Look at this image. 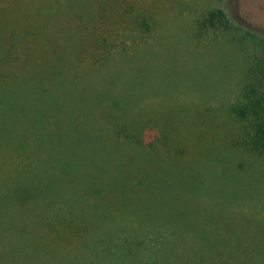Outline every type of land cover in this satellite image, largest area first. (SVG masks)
Here are the masks:
<instances>
[{
    "label": "rangeland",
    "instance_id": "rangeland-1",
    "mask_svg": "<svg viewBox=\"0 0 264 264\" xmlns=\"http://www.w3.org/2000/svg\"><path fill=\"white\" fill-rule=\"evenodd\" d=\"M90 3L96 17L92 24L85 18L87 0H0V197L12 193V175L15 180L20 179L18 173L26 162L23 155L29 133L36 130V136L42 135V129L36 127L45 117L39 105L46 108L47 104L41 103L39 86L44 82L47 92L60 88L59 82L36 77L54 59H66L73 67L68 70L70 78H66L70 82H63L66 94L46 97L52 108L49 130L53 134L48 138L42 135L43 144H54L62 133L68 139L85 140L89 130L99 128L90 120L109 116V105L118 100L117 94L137 99V112L146 113L144 122L137 124L144 127L142 137L152 142L148 147L156 160L166 159L186 173L183 164L189 159L198 161L200 155L207 159L211 152L227 155L231 166L247 173L252 185H236L228 178L217 180L213 176L200 192H193L190 187L185 190L181 182L176 184L182 189L179 202L186 208L182 215L185 219H181L183 226L197 224L198 231L217 228L233 238L232 243L244 241L264 246V157L240 143L259 115L249 112L243 118L238 110L254 95L264 94V0ZM101 23L116 28L112 36L129 28L130 35L123 39L131 50L145 53L152 49L142 69L150 66L154 85L145 93L138 83L131 87V81L122 78L121 83L108 87V106L100 109L97 93L90 94L80 87L89 78L92 70L88 65L96 63L97 52L85 50L87 55L78 58L70 51L79 40L84 41L91 25ZM77 62L83 65L78 80L74 79L73 70ZM166 76H170L167 82L172 86L162 87L159 84ZM96 80L95 75L93 82ZM58 99L61 102H56ZM68 157L73 162L82 158L91 162L83 157L82 149ZM208 159L211 167L213 159ZM132 161L134 164L133 157H127L123 162ZM120 163L117 158L109 166L111 171L120 170ZM141 164L139 160L137 166ZM81 169V173L87 172L86 168ZM220 255L222 262L230 260L229 252ZM243 258L250 260L251 255L244 253ZM215 262L212 259L211 264Z\"/></svg>",
    "mask_w": 264,
    "mask_h": 264
},
{
    "label": "trees",
    "instance_id": "trees-1",
    "mask_svg": "<svg viewBox=\"0 0 264 264\" xmlns=\"http://www.w3.org/2000/svg\"><path fill=\"white\" fill-rule=\"evenodd\" d=\"M90 1L87 0L85 13L89 23L96 18ZM102 24L91 25L84 41L79 40L70 51L78 58L87 55L85 50L97 52L96 63L88 65L92 70L89 78L80 87L90 94L97 93L100 109L108 106V87L122 78L130 80L131 87L138 83L145 93L154 85L150 66L142 69L152 49L145 53L133 51L123 39L130 35L129 28L112 36L116 28ZM60 60L54 59L42 67L36 77L60 83L57 92H47L44 82L39 86L41 103L44 101L47 106L39 105L45 117L36 127L47 138L53 134L49 130L53 114L46 97L66 94L63 82L68 81V70L73 68L66 59ZM81 67L82 63L77 62L73 69L76 80ZM169 77L159 85L172 86L167 82ZM116 96L118 100L109 105V116L90 120L98 124V133L89 130L85 140L68 139L62 133L54 144L47 145L43 144L42 135L36 136V130L29 133L23 155L26 162L20 165L18 173L20 179L15 180L16 176L12 175L9 185L12 193L0 197V264H211L212 259L215 264H264V246L244 241L232 243L233 238L217 228L198 231L197 224L184 227L181 220L185 219L182 215L186 208L179 202L182 189L176 184L181 182L185 190L190 187L193 192H200L213 176L252 187L248 174L237 172L227 155H214V152L207 159L200 155L198 161L194 158L185 161L186 173L166 159L156 160L148 147L152 142L142 137L144 127L137 124L144 122L145 110L137 112V99ZM254 96L238 109L243 118L249 112L259 115L240 143L264 157V94ZM79 149L83 157L87 155L85 158L90 159V164L84 158L68 160V155ZM127 157H133L135 163H124ZM117 158L122 161L121 168L112 172L109 166ZM208 158L213 159L211 167ZM139 160L142 164L137 166ZM81 168L87 172L81 173ZM224 252L230 253L228 262L219 260ZM244 253L250 254L251 259H242Z\"/></svg>",
    "mask_w": 264,
    "mask_h": 264
}]
</instances>
